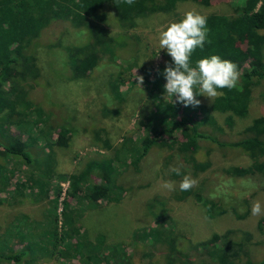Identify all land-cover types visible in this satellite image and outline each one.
Instances as JSON below:
<instances>
[{
  "label": "rangeland",
  "instance_id": "rangeland-1",
  "mask_svg": "<svg viewBox=\"0 0 264 264\" xmlns=\"http://www.w3.org/2000/svg\"><path fill=\"white\" fill-rule=\"evenodd\" d=\"M246 2L188 0L178 3L172 11L141 18L125 30L119 26L114 8L108 5L105 25L120 48L114 61H101L85 79H72L63 48L52 47L51 43L59 41L63 47L83 45L89 41L88 33L57 23L41 34L30 50L40 69L30 98L53 114L51 122L55 129H46L44 137L29 139L28 131L14 124L17 114L0 116V123L7 126V137H19L30 143L29 151L35 165V168L24 165L0 148V164L7 173H12L8 181L0 177V264H24L14 258L21 250L30 254L29 261L25 262L28 264H82L78 257L68 254H44L34 243L42 229H55V221L57 232L62 231L65 201L70 209L82 214L80 225L90 241L95 243L98 236L105 237L100 248L101 256L107 260L104 264H165L166 246L154 244L142 236L143 232L159 225L162 215L171 220L180 252L193 255L191 246L207 241L215 233L229 231L237 239L249 237L247 250L252 259L264 258V177L253 173L241 177L231 173L232 169L250 164L246 152L234 143L241 138L245 127L255 121H264V82L253 86L245 118L231 117L230 120L227 114L209 112L215 125H203L200 121L204 115L196 107L184 106L189 112L186 118L175 97L164 99L166 80L162 73L171 57L165 49L160 50L158 43L160 31L172 22H179L189 11L205 17L213 14L233 17L235 9ZM136 75L144 77L142 88L137 84ZM115 81L120 82V101L110 93V85ZM197 99L204 105L211 102L200 95ZM167 106L178 109L173 121L186 120L182 130L191 132L193 128L208 134L207 139H199L194 151L196 162L207 165L205 171L192 170L175 148L162 145L163 141L171 143L179 138V133L174 131L157 138L159 143L144 156L137 157L136 168L129 165V156L119 154L121 161L114 162L118 174L116 183L125 193L118 202L77 203L67 197L69 175L81 171L88 161L114 159L118 154L115 151L122 150L120 147L125 139H132L138 145L169 128L170 117L163 120L166 110L170 109ZM106 109L117 113L108 115L104 112ZM60 128L67 130V135L60 133ZM101 131V135L110 140L113 150L104 149L95 139L96 133ZM45 165L51 169L48 175L44 173ZM173 165H182L181 175L169 171ZM31 173L46 182L49 198L40 199L35 189L26 188L22 192L16 188V184L26 182ZM100 175L98 172L97 177L94 176L97 184L101 182ZM184 175L197 181L191 190L202 187L204 198L221 207L219 216L207 218L194 195L179 201L174 198ZM165 181L173 183V190L162 187ZM57 191L58 199H54ZM257 200L261 202L262 214L253 216L251 208Z\"/></svg>",
  "mask_w": 264,
  "mask_h": 264
},
{
  "label": "trees",
  "instance_id": "trees-1",
  "mask_svg": "<svg viewBox=\"0 0 264 264\" xmlns=\"http://www.w3.org/2000/svg\"><path fill=\"white\" fill-rule=\"evenodd\" d=\"M185 1L188 0H135L134 5L128 6L122 3V0H0V116L11 112L17 114L14 124L28 131L29 139L33 136L44 137L47 130L55 129L54 123L51 122L53 114L46 112L30 98L40 76L36 58L31 55L30 50L45 30L60 23L72 29H83L88 33L89 41L83 45L63 47L59 41L51 43L52 47L63 48L72 79H85L101 61H114L120 48V44L109 35L105 25L108 5L114 8L116 20L125 30L132 28L141 18L158 12L172 11L178 3ZM234 12L233 17L216 14L206 16L209 29L207 39L211 43L206 42L203 50L198 48L191 57L194 66L198 59L218 55L235 63L240 72L238 84L242 90L219 89L222 95L211 100L209 104L196 107V110L204 115L200 122L206 126L215 125L213 118L208 116L209 112L227 114L230 120L231 117L245 118L249 113L253 86L264 82V0H247ZM119 87L118 81L110 85V93L117 101L122 97ZM167 108L170 109L166 110L163 120L170 117L169 128L156 133L157 137L155 134L154 138L143 140V143L138 145L132 139H125L120 147L122 150L115 151V154H118L114 159L88 161L81 171L69 175L67 197L77 203L95 204L99 200H105L107 204L118 202L125 193V189L116 183L118 174L114 162L121 161L119 154L129 156V165L136 168L137 157L144 156L151 147L159 143L157 138L164 134L171 135L174 131L179 133V138H174L171 143L163 141L162 145L175 148L192 170L205 171L207 165L196 162L194 151L199 139H207L208 134L199 133L198 129L193 128L191 132L182 130L186 120L173 121L178 109L170 106ZM17 109L22 111L17 112ZM179 110L188 118L189 112L181 103ZM104 112L108 115L117 113L108 109ZM6 128V125L0 123V148L6 155L20 159L22 164L35 168L29 151L30 143L19 137H7ZM59 132L67 135V130L60 128ZM102 132H97L95 139L104 149L113 150L110 140L101 135ZM234 146L246 152L250 164L245 168L232 169L231 173L241 177L252 173L264 177V121H255L245 127ZM50 172L49 165H45L44 173L48 175ZM98 172L101 174V182L97 184L93 180ZM0 177H4L6 181L12 177V173H7L1 164ZM16 188L22 189V192L26 188L35 189L40 199L49 198L46 182L35 178L34 173L29 175L26 182L17 183ZM202 191V187L196 191L178 190L174 193V198L179 201L194 195L207 218L219 216L221 207L204 198ZM58 196L59 191L54 199H58ZM62 215V231L57 232V221L55 229H42L38 240L34 242L36 248L50 256L68 254L78 257L82 264L107 263L100 252L105 237L98 236L95 239L97 244L90 241L80 225L82 214L70 209L67 201L64 202ZM142 236L154 244L166 246L165 264H264V258L259 261L251 258L247 250L248 236L237 239L229 231L223 234L215 233L207 241L191 246L190 249L196 256V259H192L193 255L178 250L171 220L164 215L160 217L159 225L155 229L143 232ZM30 247H33L31 243ZM29 256L28 252L21 250L14 258L18 263L28 264L25 262L29 261ZM24 257L26 258L23 259Z\"/></svg>",
  "mask_w": 264,
  "mask_h": 264
},
{
  "label": "clouds",
  "instance_id": "clouds-1",
  "mask_svg": "<svg viewBox=\"0 0 264 264\" xmlns=\"http://www.w3.org/2000/svg\"><path fill=\"white\" fill-rule=\"evenodd\" d=\"M122 3L132 6L135 0H122ZM209 29L207 18L194 11L184 14L179 22L170 23L165 30L160 31L158 37L159 48L165 49L171 57V63L163 70L166 83L163 85L166 97H175L176 102L185 107H198L201 101L197 96H204L210 100L222 95L219 89H237L239 87L240 72L237 65L228 59H222L218 55L201 58L195 61L193 66L191 57L199 48L203 50L205 43H211L207 39ZM144 62V61H143ZM142 62V64H143ZM141 64V65H142ZM138 85L144 83L142 75H136ZM142 88V87H141ZM180 166H170L169 171L181 175ZM197 181L190 175H184L179 182V190L190 191ZM162 187L173 190L174 185L165 181ZM253 216L262 214L260 201H255L251 208Z\"/></svg>",
  "mask_w": 264,
  "mask_h": 264
}]
</instances>
